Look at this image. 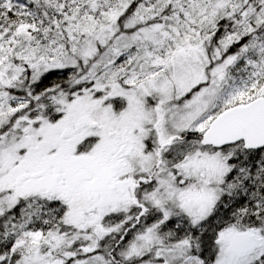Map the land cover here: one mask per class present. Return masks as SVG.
Returning a JSON list of instances; mask_svg holds the SVG:
<instances>
[{"label": "snow or ice", "instance_id": "1", "mask_svg": "<svg viewBox=\"0 0 264 264\" xmlns=\"http://www.w3.org/2000/svg\"><path fill=\"white\" fill-rule=\"evenodd\" d=\"M0 264H264V0H0Z\"/></svg>", "mask_w": 264, "mask_h": 264}]
</instances>
